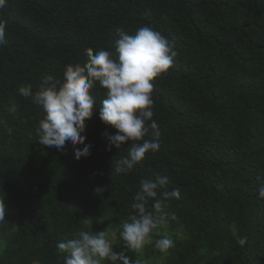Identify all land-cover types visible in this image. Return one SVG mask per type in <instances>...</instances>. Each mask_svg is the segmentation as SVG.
Segmentation results:
<instances>
[{
  "label": "trees",
  "instance_id": "obj_1",
  "mask_svg": "<svg viewBox=\"0 0 264 264\" xmlns=\"http://www.w3.org/2000/svg\"><path fill=\"white\" fill-rule=\"evenodd\" d=\"M0 21V264H64L57 244L80 231L105 232L130 264H264V0H7ZM145 25L176 52L152 81L159 151L115 171L131 141L110 147L105 133L117 130L99 118L98 84L82 133L90 155L77 160L68 141L63 151L39 144L43 110L19 87L35 93L44 77L56 82L67 64L85 63V48L114 52L118 29ZM156 175L168 177L156 198L168 223L130 251L122 225L136 215L141 181ZM174 188L179 199H165ZM165 234L174 247L162 253L155 241Z\"/></svg>",
  "mask_w": 264,
  "mask_h": 264
},
{
  "label": "clouds",
  "instance_id": "obj_2",
  "mask_svg": "<svg viewBox=\"0 0 264 264\" xmlns=\"http://www.w3.org/2000/svg\"><path fill=\"white\" fill-rule=\"evenodd\" d=\"M6 3L7 0H0V9ZM117 31L119 39L114 52L101 49L94 53L91 48H85L86 62L67 64L61 80L53 82L52 76H46L35 93L30 85L20 86L18 92L24 98H31L43 110L44 116L37 129L39 144L63 151L68 141L79 160L90 155L91 145L85 143L87 137L82 133L86 130V120L97 111L90 90L97 84L105 89L106 98L98 108L99 118L117 130L114 135L105 133L109 145L120 148L121 144L131 141L128 155L115 162V171L121 173L133 170L147 152L159 151L160 130L153 119L152 81L169 70L176 52L167 38L150 26H141L131 35L122 28ZM5 35L6 24L0 21V43L4 42ZM149 129L152 139L145 140ZM7 131L12 133L11 128ZM78 144L83 148H76ZM167 184L168 177L160 175L141 181L135 202L131 204L136 215L130 222L123 223L120 231L130 251H141L145 244L151 243L153 231L168 223L164 200L156 199L159 189ZM162 195L165 199H179L180 190L174 188ZM258 199H264V183L258 186ZM149 200L153 201L151 208ZM170 219L175 220L176 215L172 213ZM4 220L5 205L0 201V221ZM246 239L239 238L237 242L243 246ZM172 247L174 241L166 234L155 241V248L162 253ZM57 248L67 253L64 264H130L125 253L113 250L105 232L80 231L77 238L58 242Z\"/></svg>",
  "mask_w": 264,
  "mask_h": 264
}]
</instances>
